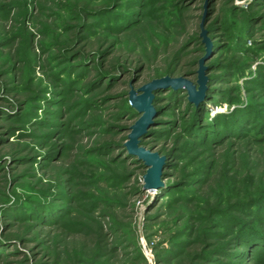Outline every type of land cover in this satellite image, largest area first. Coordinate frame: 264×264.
Returning a JSON list of instances; mask_svg holds the SVG:
<instances>
[{"label":"rangeland","instance_id":"374dc122","mask_svg":"<svg viewBox=\"0 0 264 264\" xmlns=\"http://www.w3.org/2000/svg\"><path fill=\"white\" fill-rule=\"evenodd\" d=\"M262 1L0 0V264H264Z\"/></svg>","mask_w":264,"mask_h":264},{"label":"water","instance_id":"95a60500","mask_svg":"<svg viewBox=\"0 0 264 264\" xmlns=\"http://www.w3.org/2000/svg\"><path fill=\"white\" fill-rule=\"evenodd\" d=\"M203 69L199 67L197 71V80L195 84L190 83L187 80L181 78H161L157 80H152L150 83L145 84L139 90L141 91L140 95H135L134 92H131L129 99L132 103V106L137 110L143 112L142 116L131 126V131L128 134L129 141L125 144L126 147L134 153L139 159L144 161V166L147 167L146 173L144 175L145 187L147 188H158L161 185L160 181V165L161 157H157L156 154H151L148 151L143 150L138 147L137 138L141 135L144 121L148 116L150 111V101L152 97V91L166 85H173L174 87H182L186 90L187 94L191 98H197L200 96L204 90V79H203Z\"/></svg>","mask_w":264,"mask_h":264},{"label":"trees","instance_id":"16d2710c","mask_svg":"<svg viewBox=\"0 0 264 264\" xmlns=\"http://www.w3.org/2000/svg\"><path fill=\"white\" fill-rule=\"evenodd\" d=\"M262 3H264L263 1H262ZM101 45H102V43L101 42H98V45H96V47L98 48V47H101ZM95 46V45H94ZM169 58H170V64H174V65H176L177 64V62H179V51L178 50H175L173 53H171V55L170 56H168ZM168 58V59H169ZM167 70H170V69H167ZM183 91V90H182ZM166 92H167V95L165 96V97H167L166 99H168V100H170V102L172 103L174 100H173V96H174V94L176 93V92H173V93H171L170 94V92H171V90L170 89H167L166 90ZM169 94V95H168ZM176 95H180V92H178L177 91V94ZM179 100V99H178ZM179 102L180 101H178L177 103L179 104ZM191 107H192V105L190 104V105H188V106H186V108H184L185 110L183 111V112H181V111H178V113L181 115V119L180 120H185V118L187 117V116H189V118L191 119V118H194L195 116H198L199 115V111L197 110V111H195L194 112V115H189V112H190V109H191ZM192 120V119H191ZM182 136V134H180V133H178V138H180ZM192 142H195V141H192ZM13 152H17V149L16 150H13ZM236 206H239L240 207V205H234V207H236ZM263 235H264V233H262ZM241 238V235H239V234H237L236 235V237H235V239L234 240H239ZM247 240V239H246ZM251 240H253V239H251ZM238 242V243H237ZM236 243H235V247L236 246H239L240 244H243V246H244V244L245 245H248V244H251L252 242L251 241H237ZM259 242H261V243H264L262 240H260L259 239ZM245 249H244V247H243V250L242 251H244ZM237 251V250H236ZM237 253H240V252H237ZM209 258V257H208ZM207 258V260H212V259H208ZM211 258V257H210ZM189 258L187 257V260H188ZM215 260V259H214ZM213 263H214V261H212ZM215 262H217L216 260H215Z\"/></svg>","mask_w":264,"mask_h":264}]
</instances>
